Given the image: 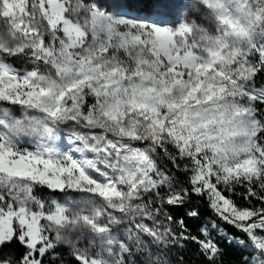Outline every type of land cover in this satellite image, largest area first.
I'll return each mask as SVG.
<instances>
[{"label": "snow or ice", "instance_id": "snow-or-ice-1", "mask_svg": "<svg viewBox=\"0 0 264 264\" xmlns=\"http://www.w3.org/2000/svg\"><path fill=\"white\" fill-rule=\"evenodd\" d=\"M258 76L264 0H0V264H264Z\"/></svg>", "mask_w": 264, "mask_h": 264}, {"label": "trees", "instance_id": "trees-1", "mask_svg": "<svg viewBox=\"0 0 264 264\" xmlns=\"http://www.w3.org/2000/svg\"><path fill=\"white\" fill-rule=\"evenodd\" d=\"M13 62L18 67L23 66V62L20 60H15ZM262 83H264V76H258L256 78L257 86H260ZM177 175H180V174L177 173ZM181 179H183L182 176H181ZM38 193H39V196H41V198H44L45 200L48 195H51V196L60 195L59 193H50L48 192L47 189H40L39 192H37V195ZM236 199L240 200V197L237 196ZM241 202L245 204L247 203L246 201H241ZM191 203L200 210L201 215L197 220H191V219L187 220V223L189 225V230L193 234H198L199 229L201 227L208 226L210 228L211 222H214L216 225H218L220 229L223 230L222 232L224 233V235L219 236L216 232H212V236L219 243L220 247L223 250V256H222L223 264H242L243 256L247 255L248 253H246L245 250L241 248L240 246L234 243L230 244L228 240L225 238V234H227V236L240 235L237 232V230H235L229 225H226L223 221L217 218L215 214L207 207V204L204 201L196 197H193V200L191 201ZM172 211L175 217L179 219L182 216L186 215V212L188 211V209L187 208H176ZM60 250L65 253L67 252V249H60ZM20 251H22V249L19 248L18 244L8 245L0 249V257H3L6 254L15 253V255L18 258ZM180 254L184 256L186 264H202L203 258L197 256L196 248L192 244H189L187 248Z\"/></svg>", "mask_w": 264, "mask_h": 264}, {"label": "rangeland", "instance_id": "rangeland-1", "mask_svg": "<svg viewBox=\"0 0 264 264\" xmlns=\"http://www.w3.org/2000/svg\"><path fill=\"white\" fill-rule=\"evenodd\" d=\"M22 147H29V145H26V144H22L21 145ZM39 190L40 189H37V192H39ZM37 194V193H36ZM38 195H39V193H38ZM53 200H56V201H58V202H60V203H63L64 202V197L62 196V194H60V195H48L47 197H46V202L47 203H50L51 201H53ZM210 231L211 232H216L219 236H222V235H224V233L221 231V232H217L215 229H212V227L210 226Z\"/></svg>", "mask_w": 264, "mask_h": 264}]
</instances>
